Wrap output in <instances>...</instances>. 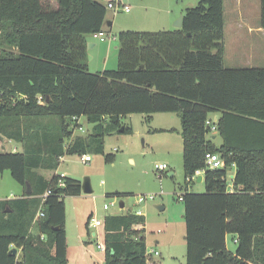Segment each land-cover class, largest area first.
Returning <instances> with one entry per match:
<instances>
[{
    "label": "trees",
    "instance_id": "1",
    "mask_svg": "<svg viewBox=\"0 0 264 264\" xmlns=\"http://www.w3.org/2000/svg\"><path fill=\"white\" fill-rule=\"evenodd\" d=\"M106 4L0 0V141L23 147L0 150V173L31 189L0 201V264H68L63 199L82 192L81 182L66 176L58 186L60 158L103 154L105 137L132 133L124 118L143 115L149 124L159 113L181 122L185 264H264V68L225 67L224 0H198L179 29L118 33L117 68L91 73L88 38L104 30ZM259 4L264 30V0ZM212 114L220 115L219 147L207 138ZM80 117L94 124L92 134L66 146ZM207 153L224 167L209 169ZM104 158L113 163L115 156ZM197 170L203 194L188 192ZM40 171L53 174L47 179ZM103 231V264H147L144 216L106 215ZM11 248L20 255H9Z\"/></svg>",
    "mask_w": 264,
    "mask_h": 264
},
{
    "label": "rangeland",
    "instance_id": "2",
    "mask_svg": "<svg viewBox=\"0 0 264 264\" xmlns=\"http://www.w3.org/2000/svg\"><path fill=\"white\" fill-rule=\"evenodd\" d=\"M197 3L198 0H129L131 12L128 14L114 13V10L108 9L107 17L114 24L111 29L107 28L105 34L108 38L113 39L122 31L173 30L176 28L178 18L173 21L172 17L177 13L182 16L187 7H193ZM232 7V0H224L225 67L264 68V33L254 31L248 35L245 28L241 35L246 36L245 41L254 46L244 47L241 43L237 46L238 42L229 32L231 27L229 23L232 18H246L250 21L249 25L252 28L257 26L260 16L259 0H241L240 7H234L235 10H232ZM167 10L172 11V14L166 17L167 20H164L162 16ZM89 42L96 44L97 47L104 45L92 37H89ZM115 45H117L116 42L112 46L114 56L110 57L107 70L117 68ZM86 64L89 66V72L99 71L97 68L100 66L99 62L96 59L90 62L89 54ZM213 115L215 114L211 116ZM165 116L167 115L155 114L150 127H148L149 124L145 125L141 115H132L131 121H127L128 125L132 127V134L119 133L105 137L103 154L89 153L92 159L90 163H81L78 154L64 155L60 159L56 173H64L68 178L80 182L88 179L92 189L91 194L81 193L77 196H65L63 199L65 224L67 223L69 233V264H101L100 259H90L87 248L83 247V243L89 242L88 250L97 254L98 258L100 257L96 245L103 244L104 231L102 226L86 230L85 224L90 216L102 221L106 215L135 213L138 210L142 211L145 218L144 236L148 255L147 264H185L184 207L179 200V196L185 192L181 137L176 133L147 132L149 128L159 126H173L180 129V119L174 113L170 115L173 118L171 123L162 121L161 118ZM80 122L82 125L84 124L83 120ZM177 136H179L178 145L175 149L178 152H172L171 148L168 149L163 145L162 140L163 138L173 140ZM209 137L210 135H207V138ZM219 139L218 136L215 141L217 146ZM173 144L175 145V143ZM8 150L13 149L8 148ZM109 154L115 156L113 163L105 162L104 155ZM160 164L167 165L168 169L162 173L156 172L154 166ZM50 173L44 172L46 176H49ZM170 173L173 174L171 177ZM230 176L231 173L228 174L229 179ZM21 191L22 187L13 180L9 171L0 173V197L12 198L19 195ZM116 192L125 193L127 196L122 198L112 196ZM188 192L203 194L205 186L203 183H191L188 186ZM139 197H146V201L136 205V200ZM120 202L124 203L123 209L119 207ZM111 204L113 205L111 206ZM104 205L109 206V209L104 210ZM158 206L163 210H159ZM79 230H81L80 238H76ZM93 233H97V236L93 237ZM233 240L232 235L226 236V247L231 252L236 249ZM152 251L157 252L158 255H150Z\"/></svg>",
    "mask_w": 264,
    "mask_h": 264
},
{
    "label": "crops",
    "instance_id": "3",
    "mask_svg": "<svg viewBox=\"0 0 264 264\" xmlns=\"http://www.w3.org/2000/svg\"><path fill=\"white\" fill-rule=\"evenodd\" d=\"M105 1V0H104ZM107 1V0H106ZM115 1H119V2H121V3H123V4H126V5H128L129 6V4H128V1L129 0H115ZM255 1V0H254ZM233 3H235V4H233ZM232 5H233V7H232V10H235V9H233L234 7L235 8H238V7H240V5H241V0H232ZM259 6H260V4H259ZM194 7V6H193ZM131 8V7H130ZM187 8H191V7H187ZM186 8V9H187ZM185 9V10H186ZM237 10V9H236ZM130 12H131V10H130ZM129 12V13H130ZM185 12V11H184ZM124 13V12H123ZM125 14H128V13H125ZM165 14H166V16H165ZM171 14H172V11H169V10H167L166 11V13H163V16H162V18L164 19V20H167V18L166 17H168V16H171ZM184 14V13H183ZM183 14H182V16H181V14L180 13H177L174 17H172V20L174 21V20H176L177 18L179 19L180 18V16H181V18L183 17ZM225 19V18H224ZM106 21H107V24H106V28L104 27V32L106 31L107 32V28H112L113 27V21H111L110 19H108V17L106 16ZM249 20H247L246 18H240V17H238V18H236V19H233L232 18V20H231V22L229 23V25L231 26L230 28H229V32L233 35V37H234V40L236 39V41L238 42V44H237V46L239 45V43H241L242 45H244V47L245 46H247V47H253L254 45L253 44H251L250 42H246L245 41V37L246 36H244V35H241V33L244 31V29L246 28L247 29V31H246V33L248 34V35H250L251 33H253L254 31H256V32H263L264 33V30L263 29H261L260 27H259V19H258V24H257V26H255V28H252V26H250L249 25ZM226 34H225V22H224V60H225V50H226ZM107 38H108V36H107ZM93 39V38H92ZM94 40H97V39H94ZM108 40V41H107ZM105 42H101L100 41V43H102V44H104V45H100V47H97L96 46V44H94V43H91V42H89V38H88V44H89V48H87V55L89 54L90 55V62H93L94 61V59H96L98 62H99V64H100V66L99 67H97V68H99L98 70L99 71H97V72H102V71H105V70H107V66H108V61H109V59H110V57L111 58H113V56H114V54H113V51H112V46H113V43H117V39H116V37L115 38H113V39H110V38H108ZM241 40V41H240ZM240 44V45H241ZM117 45H115V47H114V49H116L117 50ZM225 65V64H224ZM88 68H89V66H87ZM245 68V67H244ZM159 114H164V115H167V116H165L164 118H161L162 119V121L163 122H167V123H171L172 121H173V118H171V114L172 113H159ZM175 114V113H174ZM155 115V114H154ZM154 115L152 116V118H151V121H150V123H149V126L148 127H150V124H151V122L153 121V117H154ZM176 115V117H178L179 118V116L177 115V114H175ZM142 116V118H143V120L145 119V117L143 116V115H141ZM131 117H132V115L131 116H127L126 118H124L123 120H122V122H123V124H125V123H127V121L129 122V121H131ZM220 118V115L219 114H215V115H213V116H210V121L212 122V123H216L217 121H218V119ZM180 119V118H179ZM83 120V125H85V127H83V125H82V123L80 122V121H82ZM78 123L84 128V132H81L80 130H78V129H74L73 130V134H72V137H71V139L66 143V146H68L69 144H73V142H74V139H76V138H78V137H82V138H84V137H87V136H89V135H91L92 134V129H93V125L94 124H89L88 122H87V120H86V118L85 117H80L79 119H78ZM125 125H127V126H129L131 129H132V127H131V125H128V123L127 124H125ZM146 125V124H145ZM76 130H77V132H76ZM154 130H159L158 132H160V133H176L177 135H180V137H181V126H180V129H177L176 127H173V126H170V127H165V126H159V127H154V128H149L148 129V131L147 132H154ZM161 130V131H160ZM170 130H172V131H170ZM132 134V133H131ZM178 137L179 136H177V138H173V140H169L170 138H163V140H162V143H163V145H165L166 147H168V149H170L171 148V151L173 152V151H175V152H178L175 148L177 147V145H178ZM217 134H210V137H209V140H211L212 141V143L215 145V146H217L216 144H215V141H216V139H217ZM181 144H182V137H181ZM173 143H175V145L173 144ZM222 144V140H221V138L219 139V144H218V146L217 147H219L220 145ZM0 150H2V152H5V153H16V152H22V150H23V147H22V144L21 143H17V142H15V141H12V140H7V139H3L2 141H0ZM8 148L9 149H13V150H8ZM181 153V152H180ZM182 154V153H181ZM84 155H89V153H87V154H84ZM83 156V155H82ZM81 157V156H80ZM61 158H63V157H61ZM60 158V159H61ZM92 160V159H91ZM81 161V160H80ZM91 162V161H90ZM90 162H87V163H90ZM82 163V162H81ZM87 163H83V164H87ZM41 172V174H43L44 176H45V178H47V179H49L50 177H51V175L53 174V172H51L50 173V175L49 176H46L45 174H44V172L43 171H40ZM229 173H231V176L230 177H232V171H229ZM55 174H58V173H56V171H55ZM171 174V176L173 175L172 173H170ZM169 174V175H170ZM66 176V175H65ZM170 176V177H171ZM67 177V176H66ZM196 183V182H195ZM201 183H203V180L201 181ZM29 189H30V187H29ZM26 190H27V187H26ZM26 190L24 191L23 190V188H22V191H21V193H19V195H15V196H13L12 198H7V197H0V201H9V200H14V199H18V198H22L23 197V194L24 193H26ZM31 190V189H30ZM27 194V193H26ZM139 198H141V197H139ZM139 198H137V200H136V205H137V201H138V199ZM142 198H144V202L146 201V197H142ZM123 203V202H122ZM143 203V202H142ZM142 203H140V204H142ZM139 204V205H140ZM119 207H120V205H119ZM159 207V206H158ZM121 208V207H120ZM124 208V203H123V207L121 208V209H123ZM5 212L6 213H8V212H10V211H8V209H6L5 210ZM135 215H136V212L134 213ZM115 215H119V214H115ZM104 221V220H103ZM34 224V223H33ZM33 229V228H32ZM90 229V228H89ZM89 229H88V231H89ZM159 232H161V231H159ZM65 233H66V244H67V261H68V250H69V245H68V236H69V233H68V229H67V223L65 224ZM80 235H81V230H79L78 232H77V234H76V238H80ZM92 236L94 237V236H97V233H93L92 234ZM44 237V236H43ZM84 245H83V247L84 248H87V254H88V256L90 257V259H94V258H97V259H100V262H101V264H103L104 263V252H102V251H100L98 248H97V250H98V252L97 253H99V255H100V257L98 258V256H97V254L95 255L93 252H90L88 249H89V242H85V243H83ZM85 244H86V246H85ZM102 245H104V244H102ZM97 247V246H96ZM20 255V250H17V253H16V257H18ZM68 264H69V261H68Z\"/></svg>",
    "mask_w": 264,
    "mask_h": 264
},
{
    "label": "built area",
    "instance_id": "4",
    "mask_svg": "<svg viewBox=\"0 0 264 264\" xmlns=\"http://www.w3.org/2000/svg\"><path fill=\"white\" fill-rule=\"evenodd\" d=\"M107 8L108 9H112V10H114V13H118V12H124V13H129L130 12V10H131V8H130V6H128V5H126V4H123V3H121V2H115V0H107ZM92 38H94V39H97V40H99V41H101V42H105L106 40H107V36H106V34H105V32L104 31H100V32H98V33H95V34H93L92 35ZM79 126L77 127V129L78 130H80L81 132H84L85 130H84V128L78 123V119H77V122H76ZM205 126H207L209 129H210V132H211V134H214V133H216L217 132V126H216V123H212L210 120H207L206 122H205ZM80 160H81V162L82 163H87V162H90L91 161V157L89 156V155H83V156H81L80 157ZM205 164H206V166L209 168V169H211V170H214V169H221V168H223L224 167V163H223V161L221 160V158L219 157V155H217V154H211V153H207L206 155H205ZM154 168H155V171L156 172H160V173H162V172H164L165 170H167L168 169V166L167 165H165V164H160V165H155L154 166ZM202 174H203V171L202 170H197L195 173H194V175H193V177L191 178L192 180H196V178L198 177V176H202ZM57 176H58V181H57V183H58V186L60 187V188H64L65 187V183H64V178H65V174L64 173H61V174H57ZM232 178V177H231ZM230 189H231V186L229 187ZM50 193H51V191L50 190H47L42 196H41V205H40V209H39V211L37 212V214H36V217H35V220H34V222L39 218V217H42L43 216V212L41 211V209H42V204H43V202L45 201V199L50 195ZM179 200L181 201L182 200V196L180 195L179 196ZM142 202H144V198H139L138 199V201H137V205H139L140 203H142ZM113 204H111V206H112ZM103 209L104 210H108L109 209V206H107V205H104L103 206ZM136 215L137 216H143V213H142V211H140V210H138L137 212H136ZM103 223H104V221L102 220V221H100V220H98V219H96L95 217H93L92 216V218H91V220H90V222H89V228H97V227H100V226H102L103 227ZM41 239L42 240H44V237L43 236H41ZM236 241H234V243H235ZM97 248L100 250V251H102V252H104L105 251V246L104 245H102L101 243H98L97 245ZM158 255V253L157 252H155V251H152L151 253H150V255ZM148 255H147V251H146V257H147Z\"/></svg>",
    "mask_w": 264,
    "mask_h": 264
},
{
    "label": "water",
    "instance_id": "5",
    "mask_svg": "<svg viewBox=\"0 0 264 264\" xmlns=\"http://www.w3.org/2000/svg\"><path fill=\"white\" fill-rule=\"evenodd\" d=\"M175 26L178 29L181 28V26H182V18L181 17L178 19L177 24ZM87 48H89V44L87 45ZM121 131H122V128H121L120 132ZM169 176H171V174ZM201 181H202V176H198L195 182L196 183H201ZM81 192L83 194H91L92 193L91 185H90V182H89L88 179H85L84 181L81 182ZM26 193L27 194L31 193V190L29 189V186H27ZM119 205H120L121 208L123 207V203L122 202H120ZM157 208L159 210H163L162 207H157ZM16 253H17V249L16 248H11L10 251H9V255H12V256H16Z\"/></svg>",
    "mask_w": 264,
    "mask_h": 264
},
{
    "label": "clouds",
    "instance_id": "6",
    "mask_svg": "<svg viewBox=\"0 0 264 264\" xmlns=\"http://www.w3.org/2000/svg\"><path fill=\"white\" fill-rule=\"evenodd\" d=\"M197 179V178H196ZM196 181V180H195Z\"/></svg>",
    "mask_w": 264,
    "mask_h": 264
}]
</instances>
